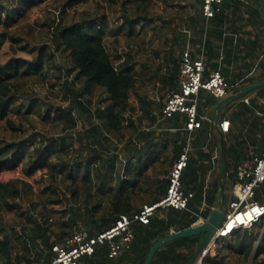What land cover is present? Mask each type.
Wrapping results in <instances>:
<instances>
[{
    "label": "trees",
    "instance_id": "1",
    "mask_svg": "<svg viewBox=\"0 0 264 264\" xmlns=\"http://www.w3.org/2000/svg\"><path fill=\"white\" fill-rule=\"evenodd\" d=\"M46 1L0 0V120L11 112H17L14 102L18 91L24 87L26 78H36L37 76L47 78L51 75L60 80V77L56 75L57 71L62 72L63 70L60 61L67 62L70 68L66 69V74H75V78L83 81V88L77 92L73 88V83H68L67 80L62 85L59 83L60 91L69 99L68 107L54 109L51 106H45L42 109H36L37 114L42 113L43 121L61 125L62 130L68 133L69 137L60 136L55 139L44 136L45 142H41L38 138V144H36V138L27 139L25 137L16 141H0V210L5 209L17 214L16 226L12 225L10 236L5 233L0 224V264H12L11 262L15 259L24 264L48 263L52 256V246L62 242L63 239L65 240V237H69L76 224L83 223L92 231L93 229L102 231L112 226L120 215L130 216L137 212L129 204L132 192L128 190V182L122 181L121 187L114 194L111 189L104 191L95 187L93 190L92 185L97 182V175L93 181L88 175V170L83 177L78 174L82 168V134H76L75 130L78 121L81 122V120H85L90 125H93L94 121H98L106 129L115 130L123 119V115L129 110V94L136 87L133 56L127 54V57L120 62L121 57L118 55L115 57L118 60L115 65L105 49L104 37L106 34L114 37L119 32H124L128 36L135 33L137 35L139 32H144L147 27H151V30L155 31L151 15L147 13L146 9L151 1L156 2L157 0H105L108 7L118 8L119 6L121 10L122 16L113 17L120 21L115 29L110 26V19L97 14L87 15L80 22L62 23L61 17L65 14L66 9L88 1L67 0L60 9V15H54L52 22L48 25V43L41 47L28 48L29 45L22 44L19 37L10 33V29L17 24L24 11L37 8ZM250 1L257 9V3L254 0ZM200 2L202 3V0ZM131 6L135 10L133 15L129 12ZM139 12L141 13L139 14ZM256 13L261 16L258 10ZM262 21L264 23V18ZM30 22L38 24V19L31 18ZM137 27H139L138 30ZM24 56L29 58L26 59ZM178 65H174L171 79L164 77L159 79L160 85L166 86L167 89L171 86L174 91L178 89ZM51 67L55 70L52 71ZM258 68L259 77L257 79L238 81L240 86L233 90L238 92L246 85L264 81V61L259 64ZM221 75L223 76V73ZM236 82L235 80L227 81L229 86ZM95 89H99L105 94V105L92 110L91 101L86 99L83 103L80 98L85 94L92 95ZM258 91H264V86ZM212 102H216L214 97ZM251 102L254 103V100ZM23 106L26 108V113L33 112L37 107L33 100H26V104ZM5 123L11 131H19L9 120L6 119ZM259 127L264 129V123L259 122ZM97 130L98 128L93 126L89 132L95 141ZM73 134L75 135L74 140ZM262 145L263 150L264 140ZM33 146L35 148H32ZM238 147L239 144L230 145L226 149L223 183L224 185L230 184L231 187L237 182L236 168L243 161L239 156ZM66 155L69 157L67 162L63 160L55 164L51 162L52 156L62 159V156ZM172 156L173 151L170 154V157ZM184 172L185 170L181 176L182 191L185 194L192 193L191 191L196 186H191V184L197 181V176L193 170L189 173ZM40 174H45L53 186L55 185L53 194H56L55 191L57 192V189H60L62 185L66 190L63 196L70 207L63 213L62 221L58 223L61 228L58 233H55L51 223L53 211L46 206L52 207L59 204V199L48 201L47 205L43 202L42 204L45 206L39 203L42 207L33 203L26 204V208L22 212H20L22 210L20 205L15 203V200L22 195L38 191ZM202 183L198 190L193 191L194 199L190 200L188 210L159 208L147 225L138 223L139 226L133 232V240L128 251L133 257H124L123 255L118 259H110L106 245H98L91 256L84 258V264H144L146 256L158 240L169 235L171 231L187 230L197 222L196 213L199 211L202 200H205L206 204L201 212V217L204 219L210 213L211 208L217 204L218 177L207 191L202 190ZM166 188L162 194L163 197ZM103 197H108L110 201L108 213H103L95 219L91 215V220L87 219L86 215L96 212L100 208V201ZM254 200L264 205V182L255 190ZM82 201L84 206H82ZM263 221L264 219L260 222ZM255 225L249 229L235 231L232 234L233 243L226 245L225 249L236 253L244 260L249 259L252 255L251 264H260L258 259L261 256L264 257V228L262 227L261 234V227L257 233H254ZM92 231L89 232L90 235L94 234ZM17 233L21 235L18 236ZM19 239L22 240L19 246L20 254L18 257H13V249H19L14 241ZM199 241V236H193L166 243L156 251L151 264H157L160 259L164 260V264H186ZM214 262H216V258L207 257L204 260V264H213Z\"/></svg>",
    "mask_w": 264,
    "mask_h": 264
},
{
    "label": "crops",
    "instance_id": "2",
    "mask_svg": "<svg viewBox=\"0 0 264 264\" xmlns=\"http://www.w3.org/2000/svg\"><path fill=\"white\" fill-rule=\"evenodd\" d=\"M156 2L161 4V13L168 16L167 19L162 18L163 42L157 46L159 48L157 53L154 52L151 57L145 56L144 61L140 59L139 51L153 49L150 43L130 52L133 56L136 87L129 94V110L123 115L115 130L106 129L98 121L90 125L85 120L82 121L81 130L82 168L78 174L83 177L88 170V175L93 181L95 176H98L97 182L92 185L93 190L95 187L104 191L111 189L114 194L121 187L122 181L128 182V190L132 192L129 204L135 209L134 211H139L143 205L154 204L158 198L163 197L167 172L176 155L185 145L188 135L184 129L186 122L184 115H174L170 119L161 117L162 102L160 98L153 99L152 94L154 96L159 94V97L164 98L174 89L171 86L168 89L166 86L164 88L162 84L160 85L159 79L162 77L171 79L174 65L179 64L184 51H189L192 58L202 59L205 67L203 79H207L211 72L219 71L223 73L226 81H237L229 86L227 95H232L242 89L238 92L233 90L240 86L238 81L259 77L258 66L264 61L262 21L264 16L256 1L257 9L250 0H224L219 11L210 19L203 18L200 0H157ZM260 3L264 6V0H260ZM154 63L157 64L155 69L152 65ZM152 89L155 90L154 93ZM257 90L231 102L220 112V122H229L226 133L219 132L215 125V106L219 100L216 99L213 103V97L209 92L204 90L199 92L197 104L199 126L191 132L189 165L184 172L195 171L197 181L191 184L196 186L194 192L199 189L201 182H203L202 190H209L216 177L219 184L221 136L226 149L230 145L239 144V156L243 161L253 159L261 153L264 129L262 127L260 129L259 122L264 123V91L257 92ZM251 100H254V103ZM93 126L98 128L96 141L89 134ZM72 138L75 139L74 134ZM172 151L173 156L170 157ZM232 189L230 184L223 183L225 208L232 200ZM226 196L229 199L227 203ZM193 199L194 193L191 200ZM100 202V208L107 206V209L100 212L99 208L96 212L86 215L87 219L91 220V215L95 219L103 213H108L109 198L103 197ZM217 206L218 201L211 210ZM205 207V200H202L196 213L198 217L196 223L205 220L201 217ZM138 226V223L132 224V233ZM85 228L88 233L92 231ZM9 232L5 233L10 236ZM92 232L96 235L101 231L93 229ZM17 235L21 234L17 233ZM222 240H229L228 244H230L233 243L234 237L231 235ZM21 242V239L14 241L19 249H13V257L19 256ZM130 245L125 250L126 253L124 252L120 257L123 255L133 257L128 252ZM225 247L219 246L218 250L209 256L212 259L216 258L213 264H224L223 258L228 254ZM11 263L24 264L16 259ZM157 264H164V260H158Z\"/></svg>",
    "mask_w": 264,
    "mask_h": 264
},
{
    "label": "built area",
    "instance_id": "3",
    "mask_svg": "<svg viewBox=\"0 0 264 264\" xmlns=\"http://www.w3.org/2000/svg\"><path fill=\"white\" fill-rule=\"evenodd\" d=\"M224 0H202L201 14L210 19L219 11ZM204 64L201 58L194 59L189 51H184L178 65V89L165 95L161 103L160 114L163 119L174 115L186 117L185 131L188 133L185 145L173 161L167 175V188L164 197L151 205H143L132 215H120L112 226L90 235L87 229L78 223L71 235L51 248V259L45 264H84V258L94 253L98 245H106L110 259L119 258L129 247L133 239V223L147 225L159 208L188 210L193 193L182 191L181 176L188 164L191 132L199 126L197 121L198 95L201 90L209 92L215 99L227 96L229 84L219 71L210 73L203 79ZM221 133L229 128L228 121L220 122ZM237 182L232 189V200L228 203L222 224L207 244L202 248L194 264H204V260L219 248V241L231 236L235 231L249 229L264 219V205L255 202V190L264 182V149L249 160L241 162L236 168ZM231 224V229L227 225Z\"/></svg>",
    "mask_w": 264,
    "mask_h": 264
},
{
    "label": "rangeland",
    "instance_id": "4",
    "mask_svg": "<svg viewBox=\"0 0 264 264\" xmlns=\"http://www.w3.org/2000/svg\"><path fill=\"white\" fill-rule=\"evenodd\" d=\"M66 1L67 0H47L37 8L29 11H24L18 19L17 24H15L14 27L10 29V33L19 37L22 44L27 43L29 45L28 48L41 47L42 45L47 44L49 36L48 25L52 22L54 15H60V9L66 4ZM134 11V8L131 6L129 8L130 14L133 15ZM146 11L149 15H151V21L152 25L155 27V31H152L151 27H147L144 29V32H139L137 35L135 33L132 36H128L124 32H119L114 37H111L107 34L105 35L104 46L106 51L110 54L115 65H117L118 63V60H116L115 57L119 55L121 57V62L127 57V54H130V52L133 50L136 51L135 49L139 48V46L145 45L146 43H150L153 49H143L142 51L138 50L141 56L140 59H142V61H144L145 56L149 55L151 57L154 55V52L157 53V51L159 50L157 46L161 45L163 42V39L161 37V28L162 24H164L162 18L167 19L168 16H165V14L163 15V13H161L160 2L158 3L151 1ZM140 13L141 12H139V14ZM90 14H97L98 16L103 15L107 19H110V26L114 27V29L119 25L120 21L118 19H114L113 17L122 16L119 6L118 8H110L108 7V3L105 0H88L85 3L74 5L71 8L66 9L65 14L61 17V22H80L83 18ZM31 18H37L38 24H32L30 22ZM138 28L139 27H137L136 29L138 30ZM24 57L26 59L29 58L28 56ZM60 65L63 68L62 72H56V75L60 77V80H57L51 75L47 78H40L38 76L36 78H26V83L24 87L18 91L16 101L14 102V106L16 107L17 112H11L7 114L4 119L0 120V141H16L25 137L27 139L36 138L35 141L36 144H38L39 139L44 143L45 137H53L57 139L60 138V136H70L68 133L62 130L61 125H56L57 123L51 124L49 122L43 121L41 118L42 113L37 114L36 112L37 110L42 109L45 106H51L54 109L59 107H68L69 99L60 91L59 88V86L64 84L66 80L68 81V83H73V88L75 89V91L79 92L82 90L83 81L81 79L75 78V74H66V69L68 70L70 68L67 62L60 61ZM152 65L153 69H155L157 64L154 63ZM51 70L53 71L55 69L51 67ZM59 83L60 85H58ZM154 91L155 90L152 89L153 93ZM105 97V94L101 90L95 89L92 95L85 94L80 98V100L83 103L86 99L90 100V107L92 110H95L98 106L104 107ZM152 98L157 100L160 98L162 102L163 97H159V94H156L155 96L154 94H152ZM26 100H33L37 105L35 110L31 113H26V108L23 106V104H26ZM6 119L9 120L14 127L18 128L19 131H11L5 123ZM82 121L83 120H81V122L78 121L77 123V127L75 130L76 134L81 133L83 124ZM32 148H35V146H33ZM32 148L30 147V150H32ZM68 158L69 157H67V155L62 156V159H58L55 156H52L51 162L53 164L60 163V161L62 160L64 162H67ZM39 181L40 182L38 184L37 192L22 195V197L15 200V203L20 205V207L22 208L20 212H22L26 208V204L33 203L40 205L39 203H41V205H44L42 204L44 202L47 205V203L49 204L48 201L59 199V204L52 207L46 206L53 211L51 223L53 225L52 227L55 233H58L61 229L59 228L58 223L62 221L61 217L63 213L66 212L70 207L63 196V193L66 190L62 185L60 186V189H57V192L55 191L56 194H53L52 191L55 190V185L53 186V184L49 181V179H47L45 174L39 175ZM228 200L229 199L226 196V203L228 202ZM82 206H84L83 201ZM104 207L105 208H103L102 206V208L99 209L100 212H103L104 209H107V206ZM16 218V212L7 211L5 209L0 210V224L2 225V228L5 232L10 231L12 225L16 226ZM260 227L261 234L264 228V221L257 223L253 232L257 233ZM229 240L226 241L221 239L219 241V246H228ZM252 259L253 256L251 255L249 259L244 260L241 256L233 253L232 251H228V254L225 256V258H223L224 264H251ZM258 261L260 264H264V257L261 256Z\"/></svg>",
    "mask_w": 264,
    "mask_h": 264
},
{
    "label": "water",
    "instance_id": "5",
    "mask_svg": "<svg viewBox=\"0 0 264 264\" xmlns=\"http://www.w3.org/2000/svg\"><path fill=\"white\" fill-rule=\"evenodd\" d=\"M260 7V10L262 12V15L264 16V6L261 5L260 0H255ZM264 86V81L246 86L242 88L238 93L227 95L225 98L220 99L218 103L215 106V125L216 128L220 132V119L219 114L220 112L228 106L231 102L241 99L244 96H246L248 93L259 89ZM220 173H219V184H218V206L215 207L210 211L208 216L203 222L194 224L191 228L181 231V232H173L169 235L161 238L158 240L151 250L149 251L148 255L146 256V259L144 261V264H151L152 258L155 255L156 251L161 248L166 243H169L173 240L180 239V238H186V237H193V236H199L200 241L189 259V261L186 264H194L196 261L200 251L202 248L206 247L207 244L210 242L214 234L216 233L217 229L222 224L224 213L226 211L225 205H224V198H223V178H224V169H225V161H226V148H225V142L223 137L221 136L220 141Z\"/></svg>",
    "mask_w": 264,
    "mask_h": 264
},
{
    "label": "bare ground",
    "instance_id": "6",
    "mask_svg": "<svg viewBox=\"0 0 264 264\" xmlns=\"http://www.w3.org/2000/svg\"><path fill=\"white\" fill-rule=\"evenodd\" d=\"M231 224H229V225H227V229L229 230V229H231Z\"/></svg>",
    "mask_w": 264,
    "mask_h": 264
}]
</instances>
